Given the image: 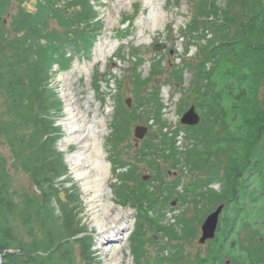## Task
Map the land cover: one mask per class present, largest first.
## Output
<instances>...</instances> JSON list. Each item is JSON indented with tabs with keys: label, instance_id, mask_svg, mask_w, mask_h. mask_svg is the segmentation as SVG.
<instances>
[{
	"label": "trees",
	"instance_id": "obj_1",
	"mask_svg": "<svg viewBox=\"0 0 264 264\" xmlns=\"http://www.w3.org/2000/svg\"><path fill=\"white\" fill-rule=\"evenodd\" d=\"M13 1L19 7L16 15H11ZM28 1L0 0V89L13 117L8 123L0 122V135L10 144L12 166L32 183V189L15 197L7 162L0 154V255L3 264H100L80 218L79 191L65 188L69 170L57 150L62 134L56 125L62 102L51 79L54 65L65 68L72 60L65 56L67 50H89L102 24L96 21L91 0H69L62 7L57 6L59 0H36L34 12L24 6ZM206 10V15H194L187 23L190 45L198 49L196 41H204L198 61L186 62L173 72L177 85L183 84L184 70L191 72L189 93L194 94L200 122L182 129L188 143L183 149L176 145L178 129L162 134L157 151L172 160L173 168L183 166L202 174L180 193L181 177L176 179L166 187L168 196L176 194L180 203L195 208L206 201L225 204L215 238L208 242L209 254L198 264H264V97L258 100L264 79V0H228L225 7L213 0ZM50 21L63 32L49 30ZM133 56L134 83L140 91L145 81L138 72L137 51ZM159 64L154 62L153 69ZM160 94L158 87L148 93L155 105V123L163 116ZM127 118L136 116L127 114ZM117 132L113 126L115 141ZM150 146L144 141L136 159L147 161L144 153ZM121 175L120 181L133 180L136 173L127 169ZM213 183L220 189L212 188ZM148 187L141 182L130 190L122 183L118 197L139 207L150 205L154 193ZM20 205L26 212L17 211ZM18 213L26 223L38 225L42 238L33 237L29 243L15 238L13 216ZM157 229L177 235L175 230ZM139 248H133L134 260L141 258ZM179 257L176 252L162 255L154 264H178Z\"/></svg>",
	"mask_w": 264,
	"mask_h": 264
},
{
	"label": "rangeland",
	"instance_id": "obj_2",
	"mask_svg": "<svg viewBox=\"0 0 264 264\" xmlns=\"http://www.w3.org/2000/svg\"><path fill=\"white\" fill-rule=\"evenodd\" d=\"M68 1L59 0L57 6L62 7ZM211 1L213 0H91L97 14L96 21L102 24L96 42L85 53L67 50L65 56L72 58L68 65L65 68H60L58 64L53 67L51 86L62 102V116L56 120L62 134L57 142V150L63 154L69 170L67 179L70 183L65 188L73 186L79 191L82 202L80 218L92 237L91 251L100 264H154L157 257L175 252L180 255L178 264H198L200 258H206L209 254V241L202 245L198 243L201 225L217 207L225 204L215 205L206 201V204L195 208L191 203H180L176 194L168 196L166 187L176 179L181 177V184L177 188L180 193L196 176L200 177L202 174L193 173L183 166L173 168L172 160H165L162 152L157 151V146L163 133L169 134L168 132L178 129L180 132L176 145L183 149L188 144L183 139L182 130L187 126L180 123V118L194 106V94L189 93L192 75L190 71L184 70L183 84L177 85L173 72L186 62L198 61V51L204 41H196L198 49L190 45L193 41L190 42L187 23L194 15H206ZM227 2L228 0H215V4L220 7H225ZM24 6L28 11L34 12L36 0H30ZM18 12V4L13 1L11 15ZM71 12L72 10L68 11L67 15ZM52 29L63 32L55 21L49 23V30ZM159 44L163 49L154 50ZM134 51H137L140 59V79L145 81L140 91L134 83ZM158 60L160 64L153 69L152 64ZM156 87L160 89L163 105L162 120L157 123L153 119L155 105L148 96ZM263 97L264 79L258 100L261 101ZM127 100L130 101V106H127ZM9 107L10 102L0 89V122L8 123L13 120L8 113ZM127 114H134L136 118L128 120ZM73 124L76 126L73 129L84 132L90 139L94 138L104 158L100 166L108 169L102 184V194L97 200L93 198L92 192L83 190L67 161V157L78 149L77 145L65 143L69 136L65 129ZM113 126L118 128L116 141L111 134ZM137 126L147 128L142 140L134 137ZM162 127L166 128L161 129ZM22 132L26 133L28 129H23ZM73 134L70 133V137ZM144 141H148L151 146L148 154L144 153L147 161H139L136 157L142 152ZM0 154L7 162L8 181L14 196L18 197L32 189L29 178L12 166L10 144L3 135H0ZM121 161L130 166L120 168L118 164ZM115 166L118 168L113 171ZM127 169L130 172L133 170L138 177L134 175L133 180L120 181L121 174ZM141 182L148 183V190L154 193L150 205L139 207L134 201L118 197V190H123L120 188L122 183L133 190ZM211 187L220 189L217 183H213ZM63 196L61 192L60 197ZM17 211L26 212V209L20 205ZM20 216L19 213L13 216L15 238L27 243L33 237L42 238L38 225L32 221L26 223L25 218ZM96 216H100L105 223L111 220L114 222L108 224L106 229H101L95 223ZM158 226L175 230L177 235L166 234L158 230ZM113 234L119 237L107 239ZM135 246H140L141 258L137 260H134ZM161 249H164L162 254Z\"/></svg>",
	"mask_w": 264,
	"mask_h": 264
},
{
	"label": "bare ground",
	"instance_id": "obj_3",
	"mask_svg": "<svg viewBox=\"0 0 264 264\" xmlns=\"http://www.w3.org/2000/svg\"><path fill=\"white\" fill-rule=\"evenodd\" d=\"M73 128L76 129L74 124L70 125V127H66L65 131L69 136L66 138L65 143L77 145L78 149L73 155L67 157V161L71 166V170L73 171L76 179L81 182L83 190L92 192L93 198L97 200L100 197L99 195L102 194V184L107 176L108 171L106 170L108 169L106 166H100V164L104 162V158L103 155H101V152H99L97 143L93 140L94 138L90 139L85 136L84 132L80 133L78 129V131H76ZM70 133H74L72 137H70ZM65 146L63 147V150H65ZM100 174L102 175L101 178ZM107 222L108 223H105L100 216L95 217V223L101 227V229H106V226L114 222V220ZM118 230L119 228L117 231ZM118 237V235L113 234L108 236L107 239H116Z\"/></svg>",
	"mask_w": 264,
	"mask_h": 264
},
{
	"label": "water",
	"instance_id": "obj_4",
	"mask_svg": "<svg viewBox=\"0 0 264 264\" xmlns=\"http://www.w3.org/2000/svg\"><path fill=\"white\" fill-rule=\"evenodd\" d=\"M163 46L160 44L154 47V50H161ZM127 106H130V101L127 100ZM200 122V116L196 111V108L192 106L189 108L186 113H184L180 118V123L183 126L194 127ZM147 133V128L145 126H137L134 130V137L138 140H142ZM224 206L220 205L213 211L210 215L207 216L205 221L201 225V236L198 240L199 244H204L207 241L213 240L219 225L220 215L223 211ZM78 249V246H75ZM0 264H3L2 256L0 255Z\"/></svg>",
	"mask_w": 264,
	"mask_h": 264
}]
</instances>
